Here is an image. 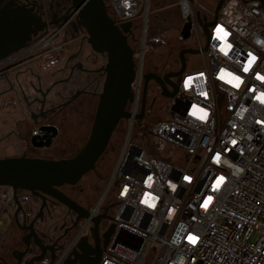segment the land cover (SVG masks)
Masks as SVG:
<instances>
[{
    "label": "built area",
    "instance_id": "built-area-1",
    "mask_svg": "<svg viewBox=\"0 0 264 264\" xmlns=\"http://www.w3.org/2000/svg\"><path fill=\"white\" fill-rule=\"evenodd\" d=\"M147 1L105 6L123 24L144 17ZM178 7L196 34L200 67L181 75L167 117L149 134L181 153L167 162L130 140L141 106V46L125 108L130 129L102 197L115 210L100 264H264V0H227L216 19H206L214 22L208 42L194 0ZM60 31L51 29L36 47L54 46ZM0 190L7 207L12 189ZM102 213L92 209L81 228Z\"/></svg>",
    "mask_w": 264,
    "mask_h": 264
},
{
    "label": "flooded vegetation",
    "instance_id": "flooded-vegetation-1",
    "mask_svg": "<svg viewBox=\"0 0 264 264\" xmlns=\"http://www.w3.org/2000/svg\"><path fill=\"white\" fill-rule=\"evenodd\" d=\"M14 11H27L40 29L25 49L0 61V144L23 145L15 157L69 159L87 140L69 153L75 139L71 133L78 120L93 110L94 120L106 81L107 59L91 49L86 31L76 25L72 0H0V12ZM133 20L128 22L130 33L126 34L131 48L136 42ZM54 28H61L56 44L36 47L38 40ZM149 72L159 75L155 70ZM46 151L51 152L42 154ZM80 181L74 186H62L59 191L88 216L94 208L103 212L105 209L106 218L98 223V244L102 248L106 238L101 229H107V236L112 231L115 204L104 205V191L96 189L95 180L78 187ZM17 197L19 209L13 199L7 207L0 202V215L10 210L8 221L0 225V264L93 263L95 245L90 228L99 214L81 228L84 219L50 197L41 199L26 191H18ZM80 241L82 252L78 253Z\"/></svg>",
    "mask_w": 264,
    "mask_h": 264
},
{
    "label": "water",
    "instance_id": "water-1",
    "mask_svg": "<svg viewBox=\"0 0 264 264\" xmlns=\"http://www.w3.org/2000/svg\"><path fill=\"white\" fill-rule=\"evenodd\" d=\"M226 1L217 2L214 19L217 18L220 8ZM72 9L77 13L76 25L86 31L91 49L107 59L104 69L106 81L99 96L89 136L84 146L69 159L45 160L24 156L0 159V187L6 186L12 189L13 201L17 209L20 208L17 192L26 191L41 199L50 197L77 213L79 219H86L88 213L61 193L59 188L66 185L74 186L83 176L93 171L120 121L130 119V114L125 108L133 97L131 85L136 75V64L134 50L128 45L126 37V34L130 33V24L126 22L117 25L107 14L105 0H72ZM196 17L208 42V28L214 22H207L205 17H200L199 12H196ZM191 28L190 20L184 22L178 39L188 40ZM39 29L38 22L31 19L27 11L0 12V61L25 49L28 41L37 35ZM199 53L198 49H182L178 53L180 64L178 71L162 76L151 72L142 75L140 112L135 116L137 122L145 117L148 83L154 82L163 97L173 98L177 93L180 77L186 69L185 57ZM139 63L137 72L140 68ZM172 79H176L175 82H172ZM129 129L130 127L127 133ZM33 145L39 146L34 143ZM103 218H106L105 209L102 214L94 217L90 228V235L95 245L92 264H100L101 254L112 233L111 231L108 236L107 232L103 234V239L106 238V241L104 240L102 248L99 247L98 223ZM82 241L77 244L78 253L82 252Z\"/></svg>",
    "mask_w": 264,
    "mask_h": 264
},
{
    "label": "rangeland",
    "instance_id": "rangeland-1",
    "mask_svg": "<svg viewBox=\"0 0 264 264\" xmlns=\"http://www.w3.org/2000/svg\"><path fill=\"white\" fill-rule=\"evenodd\" d=\"M179 0H148L146 5V14L139 15L133 20L135 24V37L136 42L132 46L134 49V60H139V49L143 48V74L149 71H157L159 76H162L169 72H175L179 70L180 64L178 61V53L182 49H197L196 34L191 32L190 38L185 41H180L178 35L182 28L184 21L181 19L178 7ZM219 0H194L196 12H199L200 17L206 19L213 16L216 4ZM198 21V20H197ZM199 24V23H198ZM199 29L201 30L200 26ZM149 42H159L162 46L155 49L151 48ZM186 71L196 70L200 67V58L198 55H189L185 57ZM145 117L142 120L144 124H147V131L151 124L158 120L165 119L168 114V108L170 105V99L163 97L156 89V85L153 83L148 84L147 100H146ZM6 102V101H5ZM152 104V107L149 105ZM94 110L84 115L78 120L77 127L72 130L71 136H75L72 142L73 150H68L69 153L75 151V147L80 148L84 141L88 138L90 129L93 122ZM127 127L123 121H120L117 128L112 134L109 144L97 162L94 172L87 174L78 184V187L86 185L89 181L97 184L96 189L99 192H103L106 183L112 173L116 159L119 156L120 149L123 146ZM142 133L136 130L133 131L135 138H139ZM131 137V142L132 138ZM146 137V136H145ZM146 137L141 140L142 144H151L153 141ZM66 140V139H65ZM158 149L167 153L170 157L177 158L180 155V150L171 146H167L163 143H159ZM23 145L12 146L2 143L0 144V159L11 158L19 155ZM51 152V151H50ZM45 152L42 154H47ZM51 158H56V155L51 154ZM0 215V223L5 224L8 221V213ZM114 216V211L111 214ZM105 230L101 229V235Z\"/></svg>",
    "mask_w": 264,
    "mask_h": 264
},
{
    "label": "trees",
    "instance_id": "trees-1",
    "mask_svg": "<svg viewBox=\"0 0 264 264\" xmlns=\"http://www.w3.org/2000/svg\"><path fill=\"white\" fill-rule=\"evenodd\" d=\"M151 48H159L161 47L162 45L159 43V42H149L148 43ZM189 56V55H188ZM123 123L125 124V127H127V121L126 120H123ZM136 130V133H138V131H141L142 135L139 136V138H135L134 136L132 137V141H134L135 143H137L139 146L145 148L147 150V152L152 155L153 157L157 158V159H161V160H164V161H167V162H171V158L170 156L165 153L164 151L158 149V145H159V141L152 138L149 134V128H148V131H147V124H144V122L140 121V122H136L133 126V131ZM132 135H133V132H132ZM150 138L153 142L149 145V144H142L141 140H145L146 137ZM147 138V139H148Z\"/></svg>",
    "mask_w": 264,
    "mask_h": 264
},
{
    "label": "snow or ice",
    "instance_id": "snow-or-ice-1",
    "mask_svg": "<svg viewBox=\"0 0 264 264\" xmlns=\"http://www.w3.org/2000/svg\"><path fill=\"white\" fill-rule=\"evenodd\" d=\"M222 50H223V49H222ZM243 71H244V72H248V71H249V68H248V67H245V68L243 69ZM222 78H223V77H222ZM258 78L264 80V77H260V76H258ZM233 79H235L236 81H239V80H240L239 77H234ZM229 82L231 83L232 81H229ZM236 86H239V85L237 84ZM261 102H264V94H262ZM186 179H188V178L186 177ZM209 199H211V197H210ZM193 242H195V239H194V238H193Z\"/></svg>",
    "mask_w": 264,
    "mask_h": 264
}]
</instances>
